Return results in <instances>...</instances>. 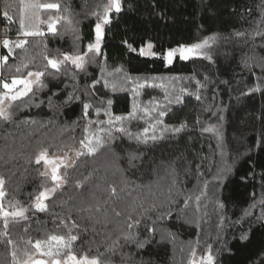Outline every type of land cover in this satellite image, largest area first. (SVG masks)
<instances>
[{"label": "trees", "instance_id": "16d2710c", "mask_svg": "<svg viewBox=\"0 0 264 264\" xmlns=\"http://www.w3.org/2000/svg\"><path fill=\"white\" fill-rule=\"evenodd\" d=\"M120 3L102 25L99 53H88L109 0H0L1 37L27 40L0 68V79L10 81L24 64L21 75L44 71L45 55L88 53L83 69L71 62L48 68L35 95L4 104L11 119L0 120L2 202L6 210L18 202L28 211L0 237V264H14L13 252L22 264L25 251L35 253L28 242L51 235H75L72 253L99 264H190L209 253L213 264H264V0ZM22 18L40 28L56 20V34L24 37ZM205 39V55L163 59L170 48ZM149 43L155 55H140ZM7 52L0 40V56ZM155 77H172L176 90L150 115L144 109H153L160 94L149 83ZM133 105L141 111L135 119L106 123L127 117ZM153 119L160 128L147 135L157 140L145 144ZM121 126L131 136L115 130ZM100 127L104 146L76 157L66 182L45 201L47 211L36 212L31 205L46 180L36 156L42 149L86 152L80 142Z\"/></svg>", "mask_w": 264, "mask_h": 264}, {"label": "snow or ice", "instance_id": "6c2138e0", "mask_svg": "<svg viewBox=\"0 0 264 264\" xmlns=\"http://www.w3.org/2000/svg\"><path fill=\"white\" fill-rule=\"evenodd\" d=\"M27 7L30 8H45V9H58L59 5L55 3H48V4H29ZM111 10H115V12L119 13L121 11V3L120 0H109V4L105 9L104 15L101 18L100 22L95 25V42L90 43L88 45V53H99L100 51V42L103 36V27L102 25H107L110 21L108 18V12ZM9 20L11 17L7 16V13L4 14ZM56 20L48 23L47 30L49 33L56 34ZM20 35L24 37H34V36H43L44 32L40 30L39 24L28 23L25 24L24 19L22 18L20 21ZM239 35V34H238ZM27 43L26 39H20L14 42L15 49H24ZM3 48L8 49L6 55L0 56V68L6 67L8 65V60L13 54V42L5 39L2 42ZM209 45V40L205 39L201 42L194 43L191 45H179L177 48H170L166 54H164L163 59L167 63H171L173 58L178 54L181 60H188L192 56H202L205 53L202 51ZM153 45L149 43L147 48L150 50L152 49ZM85 53L84 55H75L71 56L68 54H64L63 59L59 60L56 58H49L45 55L44 59L47 61V65L44 71L36 70V71H27L26 75H21L23 69H27L28 65L24 64L22 66H16V73L17 75L12 76L10 82L7 79H0V120L7 121L11 119V113L3 107L5 102H8L9 108L12 107L13 102L21 101L23 102V98L28 97L29 94L35 95L34 86L39 85L43 87V77L47 73V69L51 68L56 71H60L61 66L66 62H71V64L76 67L77 69H83L85 64V56L88 54ZM148 53L142 48L140 50V55H146ZM155 55V53H151ZM210 58V57H208ZM107 86V85H106ZM114 87V86H113ZM139 87H143V85H139ZM259 87L250 89L249 91H258ZM135 91V89L133 90ZM199 99V97H197ZM179 100V97H177ZM109 105L111 101L108 102ZM90 105L85 104L84 109L87 113V109ZM138 106L133 105V111L129 113L127 117L125 116H116L112 118L110 116L109 120L106 122L110 126L115 127L117 123H121L125 120L135 119L136 112ZM156 109L153 108L151 111H155ZM145 113L149 112L148 109H144ZM107 114V113H106ZM160 116L164 115L163 111H160ZM183 128V125L179 128L172 129L173 132H180ZM116 131L121 133H126L131 136V133H128L127 130L121 126L116 127ZM212 129H205V131H210ZM87 131V130H86ZM148 129H144L143 136L144 139L142 140L143 143H147L149 139L155 141L157 137L155 135L149 137L147 135ZM108 135L111 137V130H108ZM136 139L139 141L140 136H137ZM82 149L85 151H77L76 156L80 157L82 155L91 156L95 154L100 148L104 146L103 139L96 134H93L91 137L85 136V139L81 142ZM67 154H65L64 158H57V157H50L49 153L46 149H42L40 153L35 158V163L37 165L43 162L46 170L41 172L40 175L45 177V183L42 185L44 188L43 191H40L39 194L36 196L34 203L31 205L32 208L35 209L36 212H46L48 209V205L45 203L51 196H53L66 182V169L68 165L65 163V159ZM74 163V162H73ZM65 170L63 174H61V168ZM50 179L52 183V187H47V180ZM3 184L4 181L0 179V220L3 221L4 231L0 232V237L5 236L7 234V230L11 223L18 224L20 221L27 220L26 212L28 209L19 205L18 202H10L9 208L6 210L5 206L2 202V198L4 197L5 193L3 191ZM113 193L115 189L112 190ZM131 227V225H129ZM149 231H153V229H149ZM77 237L75 235H70L67 239L64 236L60 235H51L47 238L46 241L37 240L34 244L29 241L28 243L31 245V248L35 250L41 258L33 259L32 255H29L27 251H25V255L27 259H25L22 264H99V261L96 258H88L87 256L77 257L72 253V244L76 241ZM9 244H12V240H8ZM141 247L143 245H140ZM13 260L14 264H19L16 261V254L13 252ZM190 264H195L194 261L190 262ZM200 264H213V257L209 253L205 257H203L200 261Z\"/></svg>", "mask_w": 264, "mask_h": 264}, {"label": "rangeland", "instance_id": "374dc122", "mask_svg": "<svg viewBox=\"0 0 264 264\" xmlns=\"http://www.w3.org/2000/svg\"><path fill=\"white\" fill-rule=\"evenodd\" d=\"M31 4H33V3H31ZM33 10L32 9H28L27 8V10H26V12H32ZM47 26H48V24L47 23H45V24H43L42 25V31L44 30V31H46L47 30ZM43 31V32H44ZM5 39H7V40H9L10 42H13V50L15 49L14 48V42H16L17 40H20V39H14V40H12V39H9V38H6V37H4V38H2L1 37V35H0V40H1V45L3 46V44H2V42H3V40H5ZM203 41V40H202ZM148 45V44H147ZM147 45L146 46H144L143 47V49L145 50V52L146 53H148V54H146V55H152L151 53H153L152 52V49H148L147 48ZM209 50H210V48H209V46H207L206 48H204L202 51L205 53V54H207V52H209ZM6 51H8V49H6ZM2 56V55H1ZM71 56H73V55H71ZM75 56V55H74ZM173 60H174V58H173ZM173 62V61H172ZM171 62V63H172ZM10 82V81H9ZM145 82H148V81H145V80H143V81H140V83H139V85H143ZM149 83H154V84H156L158 87H159V89H160V94H159V99L157 100V101H155V104H154V107L153 108H155L156 110L155 111H151V110H149L150 111V115H154V113L155 112H159V110L158 109H163V107L166 105V102H167V100H168V98H170L171 96H174V92H175V88H176V86H174V84H175V82H174V80L172 79V77H155V78H152V79H150V82ZM135 88H137V87H135ZM171 99V98H170ZM4 106V105H3ZM4 108L6 109V106H4ZM140 113L141 111H138L137 110V112H136V114L137 113ZM154 120V122L150 125V126H152V128L153 129H148V131H154V130H156L157 128H160V126L158 127V124H159V121L157 120V119H153ZM161 121V120H160ZM161 123V122H160ZM97 135H99L102 139H103V141H104V139H105V137H106V133H105V130H103L101 127L99 128V130H98V134ZM49 153V156L50 157H57V158H64L65 157V154H67V157H66V159H65V163L69 166V165H71L74 161H75V159H76V153H77V151H75V150H73V149H70V150H58V151H54V152H48ZM42 165H43V172L46 170V168H45V166H44V164H43V162H42ZM29 255H32V257H33V259H39V258H41L37 253H33V254H29ZM206 255H208V254H206ZM206 255H203V256H201V255H199V254H197L194 258H193V260H194V262H200L201 261V259L203 258V257H205ZM26 259H27V257H26Z\"/></svg>", "mask_w": 264, "mask_h": 264}, {"label": "water", "instance_id": "95a60500", "mask_svg": "<svg viewBox=\"0 0 264 264\" xmlns=\"http://www.w3.org/2000/svg\"><path fill=\"white\" fill-rule=\"evenodd\" d=\"M108 18H110V16H109V15H108ZM190 58H191V57H190ZM190 58H189V59H190ZM185 61H186V60H185Z\"/></svg>", "mask_w": 264, "mask_h": 264}]
</instances>
